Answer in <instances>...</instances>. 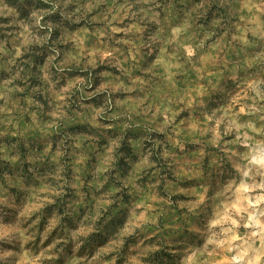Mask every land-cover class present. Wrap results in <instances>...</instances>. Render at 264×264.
Listing matches in <instances>:
<instances>
[{
	"label": "clouds",
	"instance_id": "9594fccd",
	"mask_svg": "<svg viewBox=\"0 0 264 264\" xmlns=\"http://www.w3.org/2000/svg\"><path fill=\"white\" fill-rule=\"evenodd\" d=\"M0 264H264V0H0Z\"/></svg>",
	"mask_w": 264,
	"mask_h": 264
}]
</instances>
